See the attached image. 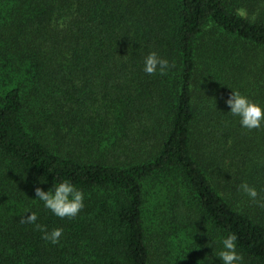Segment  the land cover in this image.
I'll return each mask as SVG.
<instances>
[{
  "label": "trees",
  "instance_id": "16d2710c",
  "mask_svg": "<svg viewBox=\"0 0 264 264\" xmlns=\"http://www.w3.org/2000/svg\"><path fill=\"white\" fill-rule=\"evenodd\" d=\"M232 90L264 107V0H0V264H221L229 233L264 264V207L238 190L264 202V127ZM64 179L71 219L34 200Z\"/></svg>",
  "mask_w": 264,
  "mask_h": 264
},
{
  "label": "clouds",
  "instance_id": "9594fccd",
  "mask_svg": "<svg viewBox=\"0 0 264 264\" xmlns=\"http://www.w3.org/2000/svg\"><path fill=\"white\" fill-rule=\"evenodd\" d=\"M237 14L241 18L246 17V12L243 9L237 10ZM170 67L169 61L158 56L155 51H150L144 56L142 70L147 75H165ZM225 104L229 108L228 113L238 118L241 128L251 131L253 129L260 130L264 127V107L242 95L239 91L232 90L229 97L225 100ZM238 190L256 202L258 206L264 207V202L257 200L258 193L253 186L246 182H241ZM34 196V200L42 202L44 208L61 219L76 217L84 207L85 194L67 179L52 184L47 191L36 187ZM25 213L28 214L20 218V223L33 225L42 233L41 238L45 241L52 244L59 242L63 231L61 228H53L50 231H46L43 225L36 222L37 214L35 212L25 210ZM236 241L237 237L234 233H229L221 238L222 247L216 253V258L220 260L221 264H243V256L237 250Z\"/></svg>",
  "mask_w": 264,
  "mask_h": 264
},
{
  "label": "rangeland",
  "instance_id": "374dc122",
  "mask_svg": "<svg viewBox=\"0 0 264 264\" xmlns=\"http://www.w3.org/2000/svg\"><path fill=\"white\" fill-rule=\"evenodd\" d=\"M180 249H183V248H180ZM177 250V248H175V251Z\"/></svg>",
  "mask_w": 264,
  "mask_h": 264
}]
</instances>
